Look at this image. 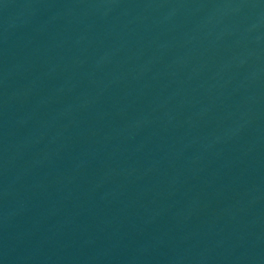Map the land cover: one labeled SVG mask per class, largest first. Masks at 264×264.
<instances>
[{"label":"water","instance_id":"water-1","mask_svg":"<svg viewBox=\"0 0 264 264\" xmlns=\"http://www.w3.org/2000/svg\"><path fill=\"white\" fill-rule=\"evenodd\" d=\"M0 264H264V0H0Z\"/></svg>","mask_w":264,"mask_h":264}]
</instances>
